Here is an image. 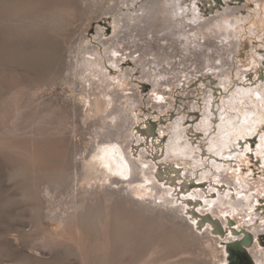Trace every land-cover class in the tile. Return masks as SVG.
Returning <instances> with one entry per match:
<instances>
[{
  "label": "rangeland",
  "instance_id": "obj_1",
  "mask_svg": "<svg viewBox=\"0 0 264 264\" xmlns=\"http://www.w3.org/2000/svg\"><path fill=\"white\" fill-rule=\"evenodd\" d=\"M124 1L0 0V264H228L234 235L201 226L195 211L252 232L255 261L264 255V0ZM150 1L162 6L149 23L140 15ZM98 96L110 100L105 112L94 110ZM109 133L137 179L120 186L136 190L148 220L162 216L155 236L134 241L112 216L130 191L111 196L103 178L54 183L60 152L90 161ZM161 209L198 239L167 238L174 224ZM90 211L97 233L79 234Z\"/></svg>",
  "mask_w": 264,
  "mask_h": 264
},
{
  "label": "bare ground",
  "instance_id": "obj_2",
  "mask_svg": "<svg viewBox=\"0 0 264 264\" xmlns=\"http://www.w3.org/2000/svg\"><path fill=\"white\" fill-rule=\"evenodd\" d=\"M57 1V0H56ZM67 2H69L70 4L69 5H78V0H67ZM124 2H128V0H125ZM161 1H150L148 2V4L142 8V11L143 13L140 15V18L141 19H144V20H147V22H152L153 21V16L155 13H157L160 9V7L162 6L161 5ZM34 4V3H33ZM119 4V3H118ZM31 6V4H30ZM28 7V9L31 7ZM36 6V5H35ZM34 6V7H35ZM76 6H73V7H76ZM33 7V6H32ZM62 7V6H61ZM66 7V6H65ZM64 8V7H62ZM95 8V7H94ZM36 9V8H35ZM61 9V8H60ZM63 10V9H62ZM59 11V10H58ZM64 11V10H63ZM115 11V7H110L108 9H106V14H112L114 13ZM4 12V11H3ZM13 14V13H12ZM120 17V16H119ZM8 18V17H7ZM50 18V17H49ZM121 19L117 18V23L120 24L121 23ZM124 21V20H123ZM53 22V21H52ZM3 23V22H2ZM43 23V22H42ZM224 24V23H223ZM24 29V28H23ZM123 28H121L122 30ZM65 30H67L65 28ZM121 32V31H120ZM123 33V32H122ZM125 34V33H123ZM105 35V34H104ZM101 36H103L102 34H100V42L103 43V44H106V43H109V42H105L104 40H101ZM117 37L120 38V35L117 34ZM122 37V36H121ZM32 39V38H31ZM72 39V38H71ZM77 39V38H76ZM109 40H112V39H109ZM108 40V41H109ZM115 41V39H113ZM117 40V39H116ZM69 41V40H68ZM113 41V42H114ZM121 41V40H120ZM73 41L71 40L70 43H72ZM111 42V41H110ZM60 43V42H59ZM119 43V42H118ZM117 43V44H118ZM120 44V43H119ZM56 45V44H55ZM73 45V44H71ZM107 45V44H106ZM85 49V48H84ZM65 51V50H64ZM54 60V59H53ZM58 60V59H57ZM37 61V60H36ZM56 61V60H55ZM88 61H92V60H88ZM97 61V60H96ZM95 61V63H96ZM88 63V62H87ZM98 64V63H96ZM88 65H91V64H88ZM92 65H95L93 64L92 62ZM80 66V65H79ZM56 68V67H55ZM63 68V67H62ZM13 71V70H12ZM109 100V99H108ZM107 100V97H104V96H98L95 100V103H94V110L97 112V113H102V112H105L108 107H109V104H110V100L108 101ZM209 116V115H208ZM207 116V119L205 121H207L209 118ZM211 118V117H210ZM210 121V120H209ZM208 121V122H209ZM207 124V123H206ZM207 129V128H206ZM221 132V131H220ZM105 138L106 140L103 141V145L101 146L100 145V150H101V153L96 155L95 157H93L92 159H90V161H87L85 159L82 160V164L81 163H76V162H71V160L69 159V155H71L72 151L68 152V150L66 151H62L59 153V158L61 160H63L61 163H62V168L58 171L57 174H59V177L56 178V180H54V183L56 182V186L57 188L59 189H63L65 188V186L67 185H70V183H79L80 181H84L85 179H88L89 183L91 181H97V180H101L102 178L104 180H109L110 181V189L108 190V192H110L109 194L111 196H114V194L116 193H120V192H124L125 190H128V187L131 188V186L137 182V179H135V177H131V179H127V177L129 176V174L131 173V171L133 170V165L129 163V161L125 158L124 154L121 152L120 148H116L114 146L115 144V141L114 140H109V138H111V134H106L105 135ZM2 145V144H1ZM175 145V144H174ZM95 151V150H93ZM80 151L78 149L77 146H75V150H74V153L78 154ZM80 154V153H79ZM61 166V165H60ZM136 168V167H135ZM140 168V167H138ZM72 169V170H71ZM141 169V168H140ZM115 174H120L124 180H119L118 178H115L114 175ZM48 177V176H47ZM52 179V177H50ZM48 181V180H46ZM100 183V181H99ZM97 183V184H99ZM124 183H127L128 184V187H124V186H120L121 184H124ZM76 186V185H75ZM106 189V188H105ZM130 191V193H127L123 196H121L120 199H117L116 200V207L115 209L113 210V214L112 216L114 215L115 219H117V221H122V223H119L120 225L122 224L121 227L122 230H125L126 231L127 227H125V224L128 223L129 226H130V231H126V233L129 235V237L133 238V240H137L139 241L138 239H140L141 237H144V236H153L155 233H156V230L159 228V227H165L163 226L164 225V222L162 221V216H155L156 218L155 219H149L148 220V215L147 213H143L145 215H142L140 210L139 209H144L147 205H145L144 203H142L141 201H139L138 199H136L134 196H132L131 194L133 193H136L135 189H131V190H128ZM126 192V191H125ZM105 197V196H104ZM10 198V197H8ZM107 199V198H106ZM116 198H114L115 200ZM93 200V199H92ZM95 200V199H94ZM101 201V200H100ZM113 201V199H112ZM92 206V205H90ZM96 206V205H95ZM118 206V207H117ZM154 206V205H153ZM141 207V208H140ZM92 208V207H91ZM139 208V209H138ZM153 210L157 209V207H152ZM151 209V210H152ZM152 210V213H154V211ZM141 211H144V210H141ZM107 212V211H106ZM160 212H164L166 214L165 218H166V223L167 224H174V231L173 232H170L165 235H167V238L169 239H172L174 236H176V232H182L183 234H190L193 236V238H197L196 235H193V232H191L190 230L192 229L191 226H189L188 224H184L182 222L181 225L177 224V222H175L174 219H172L171 217H169V213H167L166 211L164 210H160ZM86 213V214H84ZM84 216H80V220L78 221V231L79 234H81V230H87L88 232V235L90 236H93L94 234L96 235V228H95V224H96V217H97V214L99 213H95L93 211H90V212H84ZM102 212H100L101 214ZM104 214V212H103ZM102 214V215H103ZM155 215V214H154ZM101 215H99L100 217ZM150 217V215H149ZM173 217V216H172ZM101 218V217H100ZM99 221V220H98ZM125 221V222H124ZM125 224H124V223ZM116 223V221L114 222ZM118 223H116L117 225ZM124 224V225H123ZM166 225V224H165ZM115 228V227H114ZM113 228V229H114ZM117 228V227H116ZM176 228H178L176 230ZM100 229V227H99ZM98 229V230H99ZM120 229L121 231V228H118ZM164 229V228H163ZM48 230V229H47ZM46 230V231H47ZM117 230V229H116ZM46 231H44L46 233ZM119 232V230H118ZM185 232V233H184ZM125 232L123 234H126ZM46 234H50L51 238H52V235L51 234V231L48 230ZM157 234V233H156ZM159 234V233H158ZM178 234V233H177ZM118 235V234H117ZM120 235V233H119ZM230 235V234H229ZM49 236V237H50ZM155 236V235H154ZM195 236V237H194ZM107 237V236H106ZM112 237L114 238L115 236L112 235ZM120 238V236H118ZM125 237V235H124ZM127 237V236H126ZM255 237V236H254ZM54 238V237H53ZM135 238V239H134ZM233 238L235 239H232V240H236V239H240V238H237L236 236H234ZM58 240H64L62 239L61 237H57ZM117 239V237L115 238ZM130 240V238H128ZM142 239V238H141ZM151 239V238H149ZM174 239V238H173ZM178 239V238H177ZM176 239V241H177ZM198 239V238H197ZM67 240V239H66ZM65 240V241H66ZM123 240V239H121ZM155 240V239H154ZM158 240V239H157ZM168 240V239H167ZM229 240V239H228ZM230 239V241H232ZM76 241V240H75ZM180 241V240H179ZM74 242V241H73ZM144 242V241H143ZM158 242V241H157ZM170 242V241H169ZM197 241H195L194 243H196ZM120 243V242H119ZM142 243V242H141ZM139 242V244H141ZM146 243V242H145ZM144 243V244H145ZM153 243V242H152ZM183 243V242H182ZM180 244V243H179ZM112 245V243H111ZM166 245V244H165ZM78 246V245H77ZM139 246V245H138ZM148 246V245H147ZM174 246V245H173ZM176 246V245H175ZM142 247V246H141ZM144 247V246H143ZM188 247V244L184 245V247L180 250L183 252V250L185 251V249ZM79 249V246L77 247ZM113 248V247H112ZM176 248V247H175ZM83 249V247H82ZM82 249L79 251L80 254ZM122 250V249H121ZM116 251V250H115ZM84 252V251H83ZM112 252H113V249H112ZM181 252V253H182ZM180 253V254H181ZM114 254V253H113ZM248 254H252V251L250 252L249 249H248ZM116 255V257L118 256V254H114V256ZM99 256V255H98ZM120 256V254H119ZM251 257V255H250ZM118 258V257H117ZM255 258V257H254ZM264 262V255L260 258H256V260L254 261L255 264H261ZM194 263V262H193ZM85 264V263H84Z\"/></svg>",
  "mask_w": 264,
  "mask_h": 264
},
{
  "label": "water",
  "instance_id": "obj_3",
  "mask_svg": "<svg viewBox=\"0 0 264 264\" xmlns=\"http://www.w3.org/2000/svg\"><path fill=\"white\" fill-rule=\"evenodd\" d=\"M202 203L201 200H198L194 202V205L196 207ZM193 214L199 219L201 226L210 223L214 227L215 233L225 236L231 231L234 236L240 238L235 241L232 240L224 243L226 252L228 253V264H241V262H244L245 264H255L248 254V249L255 244V237L252 232L245 229H237L234 226V222L231 220L228 224V228L225 229L222 221L216 219L211 214L202 215L197 211L193 212Z\"/></svg>",
  "mask_w": 264,
  "mask_h": 264
},
{
  "label": "flooded vegetation",
  "instance_id": "obj_4",
  "mask_svg": "<svg viewBox=\"0 0 264 264\" xmlns=\"http://www.w3.org/2000/svg\"><path fill=\"white\" fill-rule=\"evenodd\" d=\"M147 135H150V133L149 134H147ZM195 185H199V184H195ZM187 187H188V185H187ZM225 227V229H227L228 228V226H224ZM236 227V226H235ZM237 228V227H236ZM238 229V228H237ZM240 230V229H239ZM228 234H232L231 233V231H229V233ZM256 241H257V238H255V243H256ZM226 248V247H225Z\"/></svg>",
  "mask_w": 264,
  "mask_h": 264
}]
</instances>
